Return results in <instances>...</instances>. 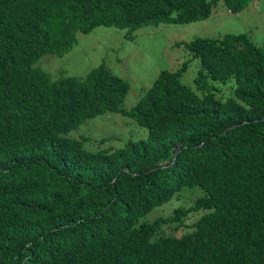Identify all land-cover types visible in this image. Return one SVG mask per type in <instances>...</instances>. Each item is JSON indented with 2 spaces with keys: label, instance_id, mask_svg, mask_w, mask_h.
<instances>
[{
  "label": "trees",
  "instance_id": "trees-1",
  "mask_svg": "<svg viewBox=\"0 0 264 264\" xmlns=\"http://www.w3.org/2000/svg\"><path fill=\"white\" fill-rule=\"evenodd\" d=\"M250 1L0 0V264H264V49L247 33L184 42L194 87L185 64L162 70L130 108L103 62L55 81L33 67L100 25L188 24ZM105 113L146 136L97 151L68 136ZM193 188L189 207L141 220Z\"/></svg>",
  "mask_w": 264,
  "mask_h": 264
},
{
  "label": "rangeland",
  "instance_id": "rangeland-1",
  "mask_svg": "<svg viewBox=\"0 0 264 264\" xmlns=\"http://www.w3.org/2000/svg\"><path fill=\"white\" fill-rule=\"evenodd\" d=\"M240 32L247 33L264 49V0H251L246 8L237 13L227 11L222 3H218L207 19L188 24L159 22L133 31L100 25L89 33H78L77 42L67 53H45L33 67L40 68L50 80L55 81L68 76L85 78L92 68L103 62L110 72L129 82L122 106L130 108L162 70L175 71L185 64L181 80L194 87L193 78L199 68V60L192 58L184 42L195 37L213 38ZM178 42L182 43L175 45ZM225 84L217 82L220 90L228 96L233 82ZM146 134L147 129L130 117L105 113L89 119L69 132L68 136L80 139L83 148L97 151L119 147L128 139L145 137ZM200 193L197 188L185 189L179 199L173 198L154 208L141 220L152 221L157 216H167L177 205L187 208ZM201 213L190 212L184 220L190 223ZM169 233L167 230L166 234Z\"/></svg>",
  "mask_w": 264,
  "mask_h": 264
}]
</instances>
